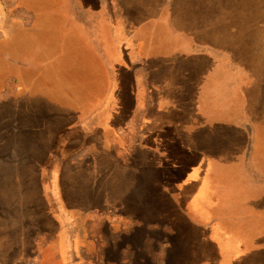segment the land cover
<instances>
[{
  "label": "rangeland",
  "instance_id": "374dc122",
  "mask_svg": "<svg viewBox=\"0 0 264 264\" xmlns=\"http://www.w3.org/2000/svg\"><path fill=\"white\" fill-rule=\"evenodd\" d=\"M93 1L0 0V264H204L198 256L204 248L190 243L188 223L194 210L232 202L249 213L218 216V225L252 256L234 264H264V147L250 169L233 166L231 155L240 161L242 142L229 133L244 104L257 123L264 121V0ZM103 10L111 25L100 26ZM163 15L219 53L214 70L213 57L203 55L206 66L183 71L168 24L151 21ZM112 34L142 59L147 75L152 106L135 134L140 111L127 95L109 118L96 117L104 127L87 131L79 123L108 87L88 45L111 42ZM224 59L236 72H226ZM203 98L218 117L212 125L223 130L217 138L233 146L219 166L211 157V132L198 141L193 129L206 114L198 103ZM8 126L18 131L4 132ZM261 135L264 140V127ZM104 140L113 164L133 161L136 168L116 165L109 174L110 157L100 152ZM136 141L140 167L124 148ZM250 170L258 181L248 178Z\"/></svg>",
  "mask_w": 264,
  "mask_h": 264
},
{
  "label": "crops",
  "instance_id": "0c3cea01",
  "mask_svg": "<svg viewBox=\"0 0 264 264\" xmlns=\"http://www.w3.org/2000/svg\"><path fill=\"white\" fill-rule=\"evenodd\" d=\"M71 2H74V0H71ZM95 2L97 4V1L95 0L93 1L92 5H94ZM106 5L107 4L102 3V6L105 8H106ZM151 21L158 22L159 24H165V25L168 24L166 28L169 34L167 35L169 36V39L171 37L173 40V42L171 41V46H170L171 52L173 53V55H177V57L183 58L182 64L185 66L183 68V71L186 74L189 75L191 71L195 70L197 65L202 63V61L204 60L203 55H209L210 57H213L214 59L213 60V70H214V65H217V61H220V59L216 57L217 55H219V53H217L214 48L211 49L210 47L208 48V46H204V45L196 43L190 37V35H187L181 30L175 28L172 25L171 18H168V16L164 17L163 15L159 18L156 17L154 20H151ZM111 22L112 21L108 17L107 12L105 13L103 10V15L99 17L100 26H102L104 23L106 25L108 24L111 25ZM148 23L149 22H147V24ZM154 23L152 26L155 25ZM88 47L95 53L99 64L101 66L103 65L104 71L106 72V75H107L108 87L106 89L105 97L103 96L100 99V102L98 103L99 104L98 107L92 108L90 110V114L89 112H87L85 116L84 115L81 116V118H84V119L82 120L79 119V123L82 126H84L85 130L87 131H90V130L93 131L94 129L100 128V126L104 127V123H96L95 121L96 117L100 114L104 118H109L111 114V109H113L117 105L116 104L117 102L121 101L120 99H123L125 95H127L129 97V105L132 106V108H134L135 111H140L138 113L137 118L135 115L136 120L134 118V124H133L134 126L133 133L135 134L136 131L139 132L141 125H142V121L145 118L147 111L152 106V101L150 99V89L147 88V84L144 82V79L147 78V75L146 73L145 74L143 73L142 59L138 56L136 58H133L134 52H130L127 48L124 47V44L121 45L120 41H118L116 37L114 38L113 34H112L111 42H108V40L106 41L97 40L89 44ZM223 61L225 63H222V65L224 67H227L226 69L227 73L228 71L230 73L236 72L235 70L232 71L229 69L230 67L229 61H227L226 59H224ZM201 65L206 66V64H201ZM125 84L127 85L125 86ZM127 86L129 89V94H128V91L127 93L125 92V90H128V89H123V87L127 88ZM60 99L63 103H65L61 97ZM159 100L163 108L162 110H169L168 102L167 104H165L163 100L161 99ZM205 101H206L205 99L204 100L201 99L200 101H198V103H199L201 111L204 112V114L206 113L207 117L205 114V117L200 118L198 120V122H202L201 126L197 122H194L193 129L196 132L195 135L197 136L198 141L202 140L201 134L206 135L207 137V136H210V132H211L212 134L211 140L213 142V146L210 148L211 157L213 156L214 158L213 159L215 163L214 165L219 166L220 164H222V160L225 157L224 151L226 150L233 151V146L230 144L228 146L227 144H224L223 137L217 138L218 136L222 134L223 130L219 131L217 128L218 127L217 125H212L216 123V121L218 120V117H215L214 115L215 111H213L212 109L211 110L205 109V105H204ZM244 106H245L246 112L241 115L240 114L236 115L237 117H241V120L239 122L234 121L233 131L232 129L229 130L230 135H236L237 137L241 138L242 149H240V152L242 151L243 154L240 157V161L239 159L235 160V158H233L234 155H231V160L233 161L232 162L233 166L234 164H238V165L240 164V166H242L243 165L242 163H244L246 164V167L250 169L251 167L250 163L251 161H253L254 154L256 155L258 151H260V149L264 147V140L261 135V133L263 132L264 121L262 124L257 123L254 118L255 115L251 111L247 110V107L245 104ZM146 108L147 110H145ZM121 131L122 130H120V132ZM134 143L135 145L133 144L132 147H128L127 144H125L124 148L126 147L125 150H128L129 154H132V156L134 155L137 156L136 159L137 161L140 162L138 167H140L143 165V162H141L143 158L140 156V148L137 145V141ZM123 145L124 143L120 146H123ZM142 148L144 150V146H142ZM84 150L85 149L75 152L77 159L81 158L84 155V153H82ZM100 152H102L107 157H110L109 158L110 165L108 166V173L113 174L111 173V169L117 168L118 166L116 165H119V164H113V162H116L114 158L113 148H111L106 143V140H104V144L102 148L100 149ZM119 168H123V170H128L129 168H131L132 170H134L136 166L134 165L133 161L129 163L122 162L119 165ZM249 172L250 173H249L248 178L254 177L253 180H257V177L252 172V170H250ZM54 174L56 177V171L54 172ZM54 181L56 180L54 179ZM245 192L255 193L254 191H245ZM255 195L260 196L261 194L260 193L247 194L248 197H252ZM203 198H205V195L203 196ZM232 198L233 196L229 195V199L231 202H232ZM243 204H245V202ZM253 207H257V206H252V208ZM247 209L248 208L235 209L233 206V202H232L229 207L220 208L216 210L214 209V207H210V208L201 207L200 209H198V211L194 210V214H197V217H194L193 220H190L189 221L190 223L188 224L191 227L189 231L192 232V234L190 235V243L193 241L194 244L192 245L196 246L197 248L198 247L204 248L205 254H203L202 251H201V254L198 253V256H200L199 262H203L204 264H234L235 262L239 263L242 261L250 260L252 256L250 255L251 252L249 253V248H248L249 246L246 245V248H245V245H242L241 241L239 240L237 236L235 237V235H233L232 233H229L228 230L225 231L222 227L218 225V223H221L220 221L222 220L218 216H224L226 214L239 215L241 214L240 211L249 213V209L248 210ZM104 226H107V224L104 223ZM233 227L235 231H244L245 229V227L242 228L239 225H233ZM194 230L197 233L194 232ZM110 233H114V232H110ZM109 245H112V244L110 243ZM247 248L248 250L244 251Z\"/></svg>",
  "mask_w": 264,
  "mask_h": 264
},
{
  "label": "trees",
  "instance_id": "16d2710c",
  "mask_svg": "<svg viewBox=\"0 0 264 264\" xmlns=\"http://www.w3.org/2000/svg\"><path fill=\"white\" fill-rule=\"evenodd\" d=\"M9 102H10V101H9ZM9 102H7V103H5V104H6V105L9 104ZM18 102H19V101H18ZM10 103H12V101H11ZM3 104H4V103H3ZM5 104L3 105V107L6 106ZM8 129H10V131H9ZM15 130L18 131V129H16V126H8V127H6L3 131H4V132H5V131H9V133H10V132H13L11 135H14V131H15ZM2 138H5V136H4L3 133L1 132L0 140H1ZM3 141H5V139H3L2 142H3ZM9 146H10V145H9ZM11 151H12V150H11ZM13 151H14V150H13Z\"/></svg>",
  "mask_w": 264,
  "mask_h": 264
},
{
  "label": "flooded vegetation",
  "instance_id": "af4514ba",
  "mask_svg": "<svg viewBox=\"0 0 264 264\" xmlns=\"http://www.w3.org/2000/svg\"><path fill=\"white\" fill-rule=\"evenodd\" d=\"M113 242V241H112ZM115 243H116V241H115ZM113 245V244H112ZM116 244H114V246H115ZM117 246V245H116ZM108 247V246H107ZM108 249H110V247H108ZM110 252V251H109Z\"/></svg>",
  "mask_w": 264,
  "mask_h": 264
}]
</instances>
